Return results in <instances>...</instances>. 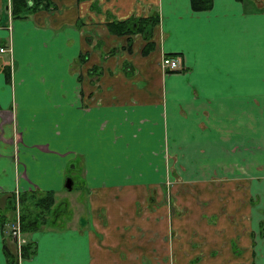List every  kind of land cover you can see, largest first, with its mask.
<instances>
[{"label":"crops","instance_id":"0c3cea01","mask_svg":"<svg viewBox=\"0 0 264 264\" xmlns=\"http://www.w3.org/2000/svg\"><path fill=\"white\" fill-rule=\"evenodd\" d=\"M50 1L54 10L11 18L9 0H0L7 49L0 53V214L18 193L56 196L67 170L78 167L87 222L71 214L31 233L34 254L18 264H109L105 249L120 239L108 231L109 218L122 226V207L131 214L129 204L179 161L210 166L208 175L225 167L228 185L215 193L236 198L226 212L235 217L226 229L214 225L224 236L215 244H224L226 264H264L256 249L264 243V0H211L203 11L188 0ZM151 11L158 13L152 49L141 55L144 41L135 34L130 52L108 56L125 37L107 32L105 12L120 21ZM165 54H175L177 71L160 68ZM253 182L260 183L254 191ZM241 191L259 200L254 229L238 224L255 213L247 202L237 205ZM98 209L105 225L95 219ZM10 229L0 222V264H8Z\"/></svg>","mask_w":264,"mask_h":264},{"label":"rangeland","instance_id":"374dc122","mask_svg":"<svg viewBox=\"0 0 264 264\" xmlns=\"http://www.w3.org/2000/svg\"><path fill=\"white\" fill-rule=\"evenodd\" d=\"M7 11H10V6H8ZM92 77H94V73ZM175 163L168 166V174L163 183L145 188L146 190L142 192L143 198H137L134 200L135 203L129 204L131 214L122 207V211L125 212L121 217L122 226H117L113 217L109 218L113 224L108 231L120 238L117 240L116 246L108 245L105 249V256L108 258L109 264H226L224 262L227 260L224 261L223 254H221L224 244L221 246L215 244L217 239L222 240L224 236L219 235L214 225H218L219 221L220 226L226 229L229 221L233 222V217H235V215L226 212L235 207L232 205L235 204L236 198H223L215 193L217 189H226L227 177L222 176L229 175L227 170L222 166L220 171L212 170L208 175L210 166L185 167L180 164V161ZM253 169L260 170L256 166ZM67 171L71 178L68 177L71 184L69 189L62 188L61 192L55 196V205L59 206L64 203L65 209L63 213H60V218L58 220L56 218V221L53 222L54 226L61 224L63 218L71 214L77 218L79 216L82 222H87L85 213L88 211L84 207L85 198L81 188V184L84 185V183L81 182V171L78 167ZM243 183L245 184V182ZM255 184L258 183L253 182L250 187L253 191ZM243 187L239 188L243 189ZM75 190L82 191L78 198L73 196ZM139 192L141 191L139 190L137 193ZM247 195H249L248 192L241 191V199L237 200L239 207L245 205V202L249 207L252 206L251 208L259 203L258 199H251L252 201L249 202ZM18 196L19 193L12 196L14 217L8 225H11V229L13 225V228L20 232ZM105 201L109 203L112 199L106 198ZM217 202L220 203L216 204ZM229 205L230 208L226 210ZM238 210L236 209V211ZM253 212L255 213L247 215L248 221L243 219V221L238 222V224L243 222L242 229L249 227V225L250 228H255L253 223H255L257 213L254 208ZM104 216V211L100 209L96 211L95 219L99 220L98 224L105 225L108 222ZM243 216L241 213V217ZM261 230L262 227H258V233ZM18 237L14 240L11 237V241L15 248L14 252L20 261L22 260L19 258L20 247L24 238L21 234ZM256 249L257 251L261 249L264 253V243ZM215 251L220 252L218 253L220 256L214 255ZM240 257L244 258V256ZM247 261V259L244 261L245 264H248ZM227 264H231L230 261ZM235 264L239 263L236 262Z\"/></svg>","mask_w":264,"mask_h":264},{"label":"trees","instance_id":"16d2710c","mask_svg":"<svg viewBox=\"0 0 264 264\" xmlns=\"http://www.w3.org/2000/svg\"><path fill=\"white\" fill-rule=\"evenodd\" d=\"M78 1V0H76ZM191 10L203 11L207 10L211 4V0H188ZM10 3V17L11 18H24L34 13L37 10H54L55 5L50 0H9ZM89 10L99 12L98 6L95 2H91ZM158 13L151 11L143 16H129L125 19L116 20L108 12H105V21H103L107 32L111 35L124 36L125 43L121 46L110 48L107 55L114 54L117 51L124 50L130 52L131 38L135 34H139L144 41L142 44L140 54L146 55L152 49L151 31L158 23ZM107 33V34H108ZM169 57H174L175 54H165ZM80 57V55H79ZM78 57V58H79ZM77 58V59H78ZM98 67L93 66L90 72L96 74L94 70ZM172 70L171 72L177 71ZM168 72V71H167ZM170 72V71H169ZM170 72V73H171ZM8 75V72H6ZM19 228L24 242L20 247V259L30 258L34 254V244L30 238L31 233L35 231H44L47 227L51 226L56 221V216L64 212V203L57 206L55 205V192L52 190L38 191L30 190L19 194ZM7 213L0 214L1 226H5L13 221L14 217V203L13 198L9 205H7ZM55 218V219H54ZM54 225V224H53ZM262 227L259 234L263 236L264 225L258 224ZM8 236L11 239V229L8 230ZM13 243V242H12ZM14 245L12 247L5 243L3 253L8 264H18V257L14 252Z\"/></svg>","mask_w":264,"mask_h":264},{"label":"built area","instance_id":"2783aa9c","mask_svg":"<svg viewBox=\"0 0 264 264\" xmlns=\"http://www.w3.org/2000/svg\"><path fill=\"white\" fill-rule=\"evenodd\" d=\"M6 48L0 47V53L5 52ZM178 66L177 60L174 57H169V56H161L160 58V68L166 71H172L175 70V68ZM19 234H21L17 229L13 228L11 229V237L15 239H18ZM24 242V240H23Z\"/></svg>","mask_w":264,"mask_h":264},{"label":"water","instance_id":"95a60500","mask_svg":"<svg viewBox=\"0 0 264 264\" xmlns=\"http://www.w3.org/2000/svg\"><path fill=\"white\" fill-rule=\"evenodd\" d=\"M70 179L67 177V178H65V182H63V184H64V188H66V189H69L70 188Z\"/></svg>","mask_w":264,"mask_h":264}]
</instances>
